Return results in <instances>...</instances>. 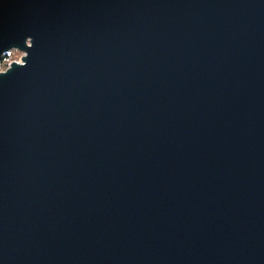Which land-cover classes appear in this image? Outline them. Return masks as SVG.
I'll use <instances>...</instances> for the list:
<instances>
[{"label":"water","instance_id":"water-1","mask_svg":"<svg viewBox=\"0 0 264 264\" xmlns=\"http://www.w3.org/2000/svg\"><path fill=\"white\" fill-rule=\"evenodd\" d=\"M0 264H264V0H0Z\"/></svg>","mask_w":264,"mask_h":264},{"label":"rangeland","instance_id":"rangeland-1","mask_svg":"<svg viewBox=\"0 0 264 264\" xmlns=\"http://www.w3.org/2000/svg\"><path fill=\"white\" fill-rule=\"evenodd\" d=\"M7 54H9V59H8L9 61L6 63V66L0 67V71H2V70L5 71V69L8 67V65L11 62H20L21 61V58L23 56V53L22 52H19L17 50H10Z\"/></svg>","mask_w":264,"mask_h":264},{"label":"trees","instance_id":"trees-1","mask_svg":"<svg viewBox=\"0 0 264 264\" xmlns=\"http://www.w3.org/2000/svg\"><path fill=\"white\" fill-rule=\"evenodd\" d=\"M8 59H9V54L3 55L2 60L0 61V67L6 66V63L9 61Z\"/></svg>","mask_w":264,"mask_h":264}]
</instances>
